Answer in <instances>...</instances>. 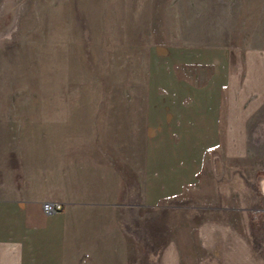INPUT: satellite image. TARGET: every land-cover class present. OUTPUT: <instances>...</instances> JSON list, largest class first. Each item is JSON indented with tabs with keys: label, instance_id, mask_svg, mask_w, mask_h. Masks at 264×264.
I'll return each mask as SVG.
<instances>
[{
	"label": "crops",
	"instance_id": "obj_1",
	"mask_svg": "<svg viewBox=\"0 0 264 264\" xmlns=\"http://www.w3.org/2000/svg\"><path fill=\"white\" fill-rule=\"evenodd\" d=\"M212 51L146 109L136 170L0 158V264H264V46Z\"/></svg>",
	"mask_w": 264,
	"mask_h": 264
},
{
	"label": "rangeland",
	"instance_id": "obj_2",
	"mask_svg": "<svg viewBox=\"0 0 264 264\" xmlns=\"http://www.w3.org/2000/svg\"><path fill=\"white\" fill-rule=\"evenodd\" d=\"M261 46L264 0H0V158L134 171L147 108L212 50Z\"/></svg>",
	"mask_w": 264,
	"mask_h": 264
},
{
	"label": "built area",
	"instance_id": "obj_3",
	"mask_svg": "<svg viewBox=\"0 0 264 264\" xmlns=\"http://www.w3.org/2000/svg\"><path fill=\"white\" fill-rule=\"evenodd\" d=\"M63 206L61 204H45L44 210L47 214H53L60 212L62 210Z\"/></svg>",
	"mask_w": 264,
	"mask_h": 264
}]
</instances>
